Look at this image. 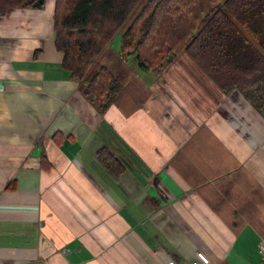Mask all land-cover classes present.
<instances>
[{"label": "crops", "instance_id": "obj_1", "mask_svg": "<svg viewBox=\"0 0 264 264\" xmlns=\"http://www.w3.org/2000/svg\"><path fill=\"white\" fill-rule=\"evenodd\" d=\"M55 2L0 15V264H264V115L186 53L156 75L112 44L101 114L63 70Z\"/></svg>", "mask_w": 264, "mask_h": 264}, {"label": "trees", "instance_id": "obj_2", "mask_svg": "<svg viewBox=\"0 0 264 264\" xmlns=\"http://www.w3.org/2000/svg\"><path fill=\"white\" fill-rule=\"evenodd\" d=\"M45 2L0 0V15ZM54 13L63 70L101 114L123 84L99 58L126 25L119 53L127 62L160 75L186 53L223 91H240L264 115V0H56ZM97 154L112 173L126 169L107 147Z\"/></svg>", "mask_w": 264, "mask_h": 264}, {"label": "built area", "instance_id": "obj_3", "mask_svg": "<svg viewBox=\"0 0 264 264\" xmlns=\"http://www.w3.org/2000/svg\"><path fill=\"white\" fill-rule=\"evenodd\" d=\"M259 251L264 259V241L260 243ZM192 264H211V263L209 257L206 254L199 252V257L197 259H194L192 261Z\"/></svg>", "mask_w": 264, "mask_h": 264}, {"label": "rangeland", "instance_id": "obj_4", "mask_svg": "<svg viewBox=\"0 0 264 264\" xmlns=\"http://www.w3.org/2000/svg\"><path fill=\"white\" fill-rule=\"evenodd\" d=\"M126 25H124L121 30L117 33V35L114 37L113 41L111 42L112 46L115 48L120 46V40L123 30L125 29ZM118 49V48H117ZM142 70V69H141Z\"/></svg>", "mask_w": 264, "mask_h": 264}]
</instances>
